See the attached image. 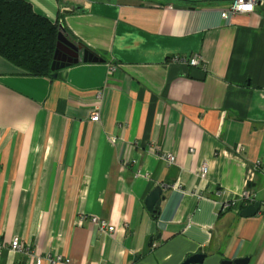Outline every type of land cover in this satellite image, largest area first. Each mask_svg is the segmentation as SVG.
Returning <instances> with one entry per match:
<instances>
[{
    "label": "crops",
    "instance_id": "1",
    "mask_svg": "<svg viewBox=\"0 0 264 264\" xmlns=\"http://www.w3.org/2000/svg\"><path fill=\"white\" fill-rule=\"evenodd\" d=\"M26 1L104 62L51 78L0 56V264H264V0Z\"/></svg>",
    "mask_w": 264,
    "mask_h": 264
},
{
    "label": "trees",
    "instance_id": "2",
    "mask_svg": "<svg viewBox=\"0 0 264 264\" xmlns=\"http://www.w3.org/2000/svg\"><path fill=\"white\" fill-rule=\"evenodd\" d=\"M59 31L26 0H0V56L28 74L55 78Z\"/></svg>",
    "mask_w": 264,
    "mask_h": 264
},
{
    "label": "water",
    "instance_id": "3",
    "mask_svg": "<svg viewBox=\"0 0 264 264\" xmlns=\"http://www.w3.org/2000/svg\"><path fill=\"white\" fill-rule=\"evenodd\" d=\"M64 29L60 26L57 50L55 53L54 62L52 65V71L59 72L60 70L69 67L80 62H104L103 59L84 49L83 46H79L75 42L71 41L64 34ZM64 55V57H61ZM68 58H65V57ZM56 77V75H55ZM163 187L157 186L146 198L145 206L149 212L156 215L159 211L161 202L163 201ZM261 209V204L255 202L248 205L241 210L240 215L244 218L254 217ZM205 254H196L189 257L183 264H201L205 260ZM247 259L236 260L234 262H225L226 264H246Z\"/></svg>",
    "mask_w": 264,
    "mask_h": 264
},
{
    "label": "built area",
    "instance_id": "4",
    "mask_svg": "<svg viewBox=\"0 0 264 264\" xmlns=\"http://www.w3.org/2000/svg\"><path fill=\"white\" fill-rule=\"evenodd\" d=\"M261 4L260 1L258 0H234L231 10L230 12L234 15L236 14H252L255 12V8L258 4ZM202 63V58L199 55L194 56L193 58L190 59L189 64L191 66H199ZM101 98V96L99 95V99ZM100 119V112L99 111H95L94 114H92V120L94 122H98ZM163 159L169 164V165H173L175 164L176 158L173 154H164L163 155ZM208 174V166L205 164L204 166H202L201 168V175L202 176H206ZM141 174H137V177H139ZM177 187V186H175ZM240 200L242 202H249V203H254L256 200V196L254 193H252L251 191H247L245 190L241 196H240ZM229 207V204H223V209H226ZM91 222L94 226L97 227L98 231L101 233H105V234H111L117 231V229L110 225V223L107 220H104L102 218L93 216L91 218ZM12 248L14 250L17 251H22L23 248L21 247L19 240L15 239L12 243ZM51 262H53L54 264L60 262V263H64V264H69L70 263V259H65L61 256H57L56 258L51 259ZM37 264H41V261L38 260Z\"/></svg>",
    "mask_w": 264,
    "mask_h": 264
},
{
    "label": "flooded vegetation",
    "instance_id": "5",
    "mask_svg": "<svg viewBox=\"0 0 264 264\" xmlns=\"http://www.w3.org/2000/svg\"><path fill=\"white\" fill-rule=\"evenodd\" d=\"M61 57H64V55H61ZM65 58H68L67 56Z\"/></svg>",
    "mask_w": 264,
    "mask_h": 264
}]
</instances>
